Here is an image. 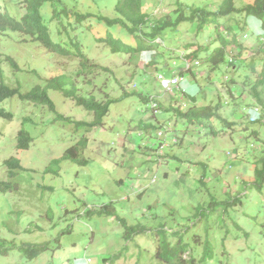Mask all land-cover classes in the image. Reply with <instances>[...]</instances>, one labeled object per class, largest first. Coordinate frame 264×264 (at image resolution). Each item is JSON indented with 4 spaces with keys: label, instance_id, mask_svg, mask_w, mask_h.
Masks as SVG:
<instances>
[{
    "label": "rangeland",
    "instance_id": "obj_1",
    "mask_svg": "<svg viewBox=\"0 0 264 264\" xmlns=\"http://www.w3.org/2000/svg\"><path fill=\"white\" fill-rule=\"evenodd\" d=\"M4 1L13 13L24 14V0ZM61 1L73 10L104 15H113L118 2ZM222 1L143 0V4L150 16L158 19L175 15L177 2L186 9L215 10ZM248 1L241 0L238 5ZM56 2L58 8L64 5ZM52 8L53 1L47 6L49 12ZM236 19L230 25H236ZM224 22L203 29L195 22H183L178 29L164 31L156 53L140 56L113 54L95 41L98 33L90 32L89 24L85 31L64 34L67 42L75 34L81 37L89 64L96 61L110 69L87 75L86 81L97 78L91 85L83 77L78 79L82 91L93 92L98 98L107 91L119 100L112 104L104 125L90 131L77 129L74 121L91 122L94 114L59 91H50L57 111L73 122L54 121L57 112L19 97L3 104L15 115L12 120L0 119V180L8 179L5 161L11 156L21 158L25 170L16 177L18 190L0 193V237L9 251L0 253V264H175L156 255L162 237L172 243L180 238L188 243L184 257L194 258L196 264H264V186L258 189L252 184L256 163L264 155V104L256 99L254 90L264 75V52H255L258 38L264 40L261 22L251 16L248 30H239L238 40L247 48L241 54L239 47L228 48L233 63L214 68L205 60L194 61L196 77L187 72L180 89L172 92H166L164 82L157 78L159 72L169 79L174 71L179 75L186 69L184 55L191 51L187 44L202 45L200 58L220 47L218 35L233 34ZM97 26L100 35L109 28L103 23ZM112 28L109 30L116 36L127 38L126 33L117 32L119 28ZM68 48L73 53L78 50L73 45ZM155 54L160 61L158 72L149 67ZM8 55L17 61L19 70L11 67ZM80 69L76 55L50 52L19 33L0 34V80L20 82L23 92L37 84L45 86L56 75L76 77ZM123 90L137 94L125 96ZM258 90L264 101V85ZM138 93L157 100L161 108L153 109ZM188 93L198 95L202 104L220 102V114L235 122L233 127L219 118L205 121L206 126L191 124L166 110L171 103L186 108ZM25 117L33 118L25 126L34 142L29 149L18 151L17 133ZM141 123L156 128L142 129ZM86 136L87 165L63 160L59 176L45 173L53 159ZM212 198L229 202L215 207ZM235 198L241 202L234 203ZM111 203L126 226L117 216L98 214ZM127 227H133L129 235ZM28 244L48 248L30 259L22 248Z\"/></svg>",
    "mask_w": 264,
    "mask_h": 264
},
{
    "label": "trees",
    "instance_id": "obj_2",
    "mask_svg": "<svg viewBox=\"0 0 264 264\" xmlns=\"http://www.w3.org/2000/svg\"><path fill=\"white\" fill-rule=\"evenodd\" d=\"M25 1V12L24 14H16L10 10V6H7L4 0L0 1V34H5L7 32H14L23 35L31 39V41L40 44L42 47L50 52L69 56L70 54L76 55L80 58L81 69L77 71V76H72L69 74H60L50 78L44 85L37 84L33 86L29 91L23 92L22 84L18 82V85L14 82H8L5 79L0 80V119L14 118V112L8 109L3 104L14 97H19L21 100L33 102L35 104H42L48 106L51 111L57 112V117L54 121L63 120L73 122V120L61 114L57 111L56 104L50 95L51 90L61 92L66 98L72 99L76 105L84 108L85 110L94 114V120L89 122L85 120L74 121L77 129L82 127L90 131L95 126L104 125V118L110 113L111 106L114 102L119 99L111 97L107 91L103 92L101 98H98L93 92L82 91L83 84L78 82V79L84 78L86 81L87 75H92L100 72H109L108 67L102 66L96 61L89 64L91 61L87 53H84L81 49L82 42L81 37L76 35L72 37L71 42H67L64 39V34H71L73 31H85L86 25H88L90 32L98 33L95 38L97 43L103 44L108 47L113 54H129L132 56H140L144 52H155L159 44V39H161L162 34L167 29H178L183 22H195L198 24L199 29H203L205 25L220 24L222 19H225V25L228 31L233 33L232 35H218L221 41L220 47L212 51L206 57L200 58L199 52L203 49L202 45L196 43H190L186 45L187 49H191L188 53L184 55L186 63H193L199 59L205 60L208 63H212L214 68H218L222 63H233L234 60H230L228 57V48L230 46L239 47L240 54L247 47L238 40V32H246L249 27V18L251 16L256 17L261 22L262 30H264V0H250L244 5L239 6L238 2L241 0H223L220 5L216 7L215 10H210L205 7H189L186 9L183 7L181 2L176 3V8L174 10L175 15L167 14L158 19H153L150 13L144 9L143 0H118L115 6V13L113 15L96 14L91 12L79 11L76 9H71L61 0H58L62 7L58 8L57 0H24ZM53 1V8L49 12L47 9L48 4ZM48 12V13H47ZM244 16L245 20L240 17ZM239 18V19H236ZM236 25H230L233 20ZM94 23H93V22ZM105 24L107 27L119 28L121 33H126L127 38L116 36L112 30H107L105 35H100L97 30V25ZM242 23V24H241ZM112 28V29H113ZM123 29V30H122ZM227 31V32H228ZM116 32V31H115ZM116 32V33H117ZM260 41L259 47L255 52H264V40L258 38ZM69 45L78 47L76 53L68 48ZM196 46V48H193ZM198 46V47H197ZM156 53V52H155ZM151 57V63L149 67L158 70L159 60L157 55ZM6 60L9 62L11 67L19 70V65L17 61L10 55L6 56ZM251 68H254V63L251 62ZM175 72V71H174ZM172 76H181L183 80L184 75L188 72L192 76L196 77L193 69L186 68L181 71L179 75L175 72ZM101 74V73H100ZM160 74V72L158 73ZM157 78L159 79V75ZM179 76V77H180ZM88 77V76H87ZM171 77V76H170ZM92 79L96 81V77H91L87 82L91 85ZM181 85V83H180ZM259 85H264V75L258 79L256 85L254 86L255 97L258 99L259 103L264 104V101L258 90ZM175 89V88H174ZM180 89V86L178 87ZM137 92V91H136ZM135 91L133 93H128L123 90V95L128 96L131 94H137ZM188 106L175 107L173 103L170 104V108L167 111H173L178 117L184 118L187 122L191 124H204L205 121L212 120L214 118H219L228 127H233L235 122L229 121L223 117L220 112V102L211 104H202L199 102V97L196 94L188 93ZM140 98L145 102H151L152 108L156 101L157 107L161 108L157 100L153 99L149 95H144L143 93H138ZM33 121L31 117H25L22 127L17 133V144L16 148L18 151L27 150L31 147L34 142V137L30 130L26 128V124ZM260 122V121H255ZM140 128L149 129L156 128L154 124L141 123ZM215 134L219 135V131L214 130ZM256 131H254L255 133ZM89 139L86 137L80 139L76 144L69 146L61 157L53 159L49 166L46 168L45 173H51L55 175H60L61 163L63 160H72L80 165H87L89 160L84 157V152L88 146ZM5 165L7 167L6 176L8 179L0 180V193L14 192L18 190L19 184L15 181L16 177L19 175L20 171H24L25 167L22 165L21 158L17 156H11L6 159ZM201 184L204 185L206 182L205 177L201 178ZM253 186L258 189H262L264 186V155L256 163L255 167V179L252 182ZM52 189V188H51ZM212 203L215 207H220L221 205H227L229 200L219 201L212 198ZM241 200L239 198L234 199V203H239ZM113 203L108 204L103 210L98 211V214H111L117 216L121 219L123 225L126 226V221L120 218L116 207ZM92 212V210H90ZM127 235L131 234L133 227L128 228ZM177 232H174L176 234ZM4 241L0 237V253L7 255L9 253L8 248L4 247ZM28 247H22L28 257L33 259L34 257L40 255L43 250L48 248L46 246H33L27 245ZM189 245L181 240V238L176 242L172 243L167 238H160L158 241L157 257L163 261L171 262L175 264H196L194 258L187 259L184 255L188 252Z\"/></svg>",
    "mask_w": 264,
    "mask_h": 264
},
{
    "label": "built area",
    "instance_id": "obj_3",
    "mask_svg": "<svg viewBox=\"0 0 264 264\" xmlns=\"http://www.w3.org/2000/svg\"><path fill=\"white\" fill-rule=\"evenodd\" d=\"M159 80L164 82L166 90L172 91L174 88H178L180 86L181 77L173 76L167 79L164 74H159ZM153 106H157V104L154 103ZM159 134L162 135V132Z\"/></svg>",
    "mask_w": 264,
    "mask_h": 264
},
{
    "label": "clouds",
    "instance_id": "obj_4",
    "mask_svg": "<svg viewBox=\"0 0 264 264\" xmlns=\"http://www.w3.org/2000/svg\"><path fill=\"white\" fill-rule=\"evenodd\" d=\"M147 12H149V11H147ZM156 12H157V11H156ZM149 13H150V12H149ZM154 14H157V13L154 12ZM159 41H160V39H159ZM150 52H153V51H150ZM197 63H199V62L197 61ZM193 66H194L193 63H191V64H190V63H187V64H186V68H190V67L193 68ZM171 77H173V76H171ZM5 80H7V79H5ZM7 81H8V80H7ZM180 82H181V81H180ZM173 90H174V89H173ZM173 90H172V91H173ZM172 91H170V90H166V92H172ZM154 103H156V101H155ZM156 104H157V103H156ZM155 107H157V106H153V108H155ZM160 132H162V135H163V131H159V133H160ZM159 135H160V134H159ZM174 142H176V140H174Z\"/></svg>",
    "mask_w": 264,
    "mask_h": 264
}]
</instances>
